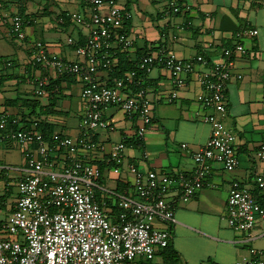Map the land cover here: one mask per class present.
Masks as SVG:
<instances>
[{
    "label": "crops",
    "instance_id": "0c3cea01",
    "mask_svg": "<svg viewBox=\"0 0 264 264\" xmlns=\"http://www.w3.org/2000/svg\"><path fill=\"white\" fill-rule=\"evenodd\" d=\"M170 1L128 3V35L134 41L128 50L131 58L138 50L153 52L164 47L181 59L201 54L217 63L223 50L235 43L239 31H258L257 35L241 39L247 52L234 57L232 71L242 78L233 77L225 91L227 111L223 122L236 135L237 168L226 171L214 163L207 178L209 185L187 202L180 201V189L175 188L167 196L174 206L175 221L155 222L170 232L169 244L177 255V263L235 264L249 257L251 249L264 251V219H258L250 232L235 231L224 219L231 183L239 181L252 193L256 190V176L264 171V160L257 155L264 145V1L183 0L189 9L180 14L170 12ZM85 12V0H0V115L6 113L20 119L22 127L38 121L53 137H78L85 109L81 98L83 83L75 77H60L34 64L31 57L34 45L40 44L50 56L78 60L74 44H68V39L83 43L88 29L76 24L70 15ZM19 14L28 21L22 42L9 35L12 19ZM6 61L11 65L7 66ZM41 78H47L46 93L37 95V81ZM97 79L107 85L113 82L108 71H99ZM147 80L153 121L146 133L139 138L136 122L129 120L120 108L109 107L103 110V116L110 128L94 133L105 152L85 153L88 160L103 164L115 144H126L123 169L115 174L111 166H106L100 179V201L107 203L113 216L119 211L116 195H134L129 190L132 178L126 170L128 164L134 163L142 171L191 174L196 168L193 153L210 136L211 127L203 116L211 112L197 101L202 89L196 76L186 77L184 84L176 88L178 95L174 99L170 96L175 88L167 71L156 68ZM183 144L187 148H182ZM12 152L22 157L20 165L11 161ZM11 169L13 174L5 172ZM24 172L21 148L12 141H0V206L10 208L7 216L0 215V223L15 207L16 198L9 197V187L14 185L17 189ZM163 251L156 252L151 264H166L167 253ZM143 260L136 263L142 264Z\"/></svg>",
    "mask_w": 264,
    "mask_h": 264
},
{
    "label": "built area",
    "instance_id": "2783aa9c",
    "mask_svg": "<svg viewBox=\"0 0 264 264\" xmlns=\"http://www.w3.org/2000/svg\"><path fill=\"white\" fill-rule=\"evenodd\" d=\"M131 0H85L87 12L70 15L72 20L88 29L86 41L75 48L78 60L50 56L40 44L34 45L32 61L52 70L60 77H75L83 83L81 98L85 109L79 121L76 138L55 136L47 141L38 122L22 127L18 118L0 115V141H12L22 150L25 172L18 180L15 207L0 223V264H134L139 259L150 261L156 252L166 248L170 232L155 222L172 223L174 206L167 196L180 189L179 199L187 202L197 191L208 186L214 163L226 171L239 164L236 153V135L223 122L227 103L225 91L234 75V57L246 54L241 39L254 36L257 30L243 29L235 36L231 48L224 49L220 62L198 54L181 59L164 47L138 61L137 68L113 79L112 85L100 83L99 71H109L116 61V50H130L133 39L125 32V21L131 18L127 8ZM263 2L264 0H251ZM189 9V5H184ZM173 14L180 11L176 0L169 2ZM9 35L25 40V21L13 17ZM73 39H68L72 45ZM7 66L11 65L6 61ZM160 68L167 71L175 90L187 76H196L202 92L197 101L211 114L203 120L211 127L207 142L193 153L196 168L191 174H172L155 170L142 171L134 163L126 166L131 175L130 191L134 195H116L119 211L113 216L107 203L98 199L103 187L102 170L87 159L85 153L105 152V147L94 139L96 131H106L109 122L103 110L118 107L126 117L137 124L141 138L152 125V102L148 96V74ZM47 78L37 81V95L46 93ZM170 99V100H171ZM126 144H115L103 161L120 173L125 162ZM182 148H187L186 144ZM264 160V145L257 153ZM255 183L264 195V171ZM224 219L227 225L241 232H250L258 219H264V207L251 191L239 181L230 186ZM235 264H264V251L251 249L250 256Z\"/></svg>",
    "mask_w": 264,
    "mask_h": 264
},
{
    "label": "trees",
    "instance_id": "16d2710c",
    "mask_svg": "<svg viewBox=\"0 0 264 264\" xmlns=\"http://www.w3.org/2000/svg\"><path fill=\"white\" fill-rule=\"evenodd\" d=\"M176 1H177L178 5L180 6V11L177 14H180L185 9L184 8L185 3H184L183 0H176ZM19 16H21L23 18V20L25 21V26H26V24H28L27 18L24 15H21V14H19ZM65 19H66L65 17L62 18V20H65ZM129 23H130V19L125 21V24H124V30H125V32L127 34L129 32ZM85 41H86V39H85ZM84 43L85 42H83V43H73V44H74V47L76 48L77 46L83 45ZM115 50L117 51V52L115 51L116 52L115 56H116L117 59L115 61L114 66L112 67V69L108 71V75H109L110 79L121 77V76L125 75L127 72H130V71L136 69L139 59L141 57H143V56H145L147 54H150L152 52V51H149V50L148 51L138 50V52L136 53L135 57L131 58L128 50H121V49L118 50V48L115 49ZM33 63L36 64V65H39L38 63H35V62H33ZM148 82L149 81L147 80V84H148ZM110 85H112V84H110ZM13 119H14L13 116H9L10 127L14 129V128H17L18 125H11ZM28 127H24V128H28ZM38 129L40 131H42V133L44 134V137H45V139L47 141H51L52 140L53 135H51L49 131L46 132V130H44V128L41 126V123H39V122H38ZM97 165L100 167V169L102 171H103L104 167H106V166L110 167V165H107L105 162L103 164L99 163ZM252 194H253L255 200L262 207H264V195L260 192V190L258 189L257 186H256V190H254V192H252ZM98 199L100 200L99 195H98ZM163 252L167 253L166 254L167 256H166V259H165L166 264H176V262L178 261L177 255H176L175 251L170 248V244L166 248H164Z\"/></svg>",
    "mask_w": 264,
    "mask_h": 264
},
{
    "label": "rangeland",
    "instance_id": "374dc122",
    "mask_svg": "<svg viewBox=\"0 0 264 264\" xmlns=\"http://www.w3.org/2000/svg\"><path fill=\"white\" fill-rule=\"evenodd\" d=\"M17 41H21L22 42V40H17ZM13 153V160H11V161H14V163L16 164V165H20V162H21V159H22V157L19 155V153H17V152H12ZM6 173L8 172V174H10V172H11V174H13L14 172H13V170L11 169V170H7V171H5ZM10 174V175H11ZM9 189L11 190V193L9 194V197L10 198H16V195H17V189H16V187L14 186V185H11L10 187H9ZM4 194V193H3ZM4 195H6V194H4ZM10 212V208L9 209H7V210H5V209H2V207L0 206V215L2 216V217H4L5 216V214H6V216H7V214ZM156 263V262H155ZM134 264H137V263H134ZM142 264H151V261H146V260H143L142 261ZM176 264H184L183 263V261H179L178 263L176 262Z\"/></svg>",
    "mask_w": 264,
    "mask_h": 264
},
{
    "label": "bare ground",
    "instance_id": "6f19581e",
    "mask_svg": "<svg viewBox=\"0 0 264 264\" xmlns=\"http://www.w3.org/2000/svg\"><path fill=\"white\" fill-rule=\"evenodd\" d=\"M11 116V115H10ZM2 145V144H1Z\"/></svg>",
    "mask_w": 264,
    "mask_h": 264
}]
</instances>
